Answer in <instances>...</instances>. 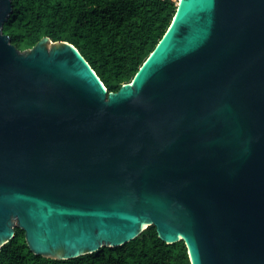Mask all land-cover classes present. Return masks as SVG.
I'll return each mask as SVG.
<instances>
[{"label":"water","instance_id":"obj_1","mask_svg":"<svg viewBox=\"0 0 264 264\" xmlns=\"http://www.w3.org/2000/svg\"><path fill=\"white\" fill-rule=\"evenodd\" d=\"M0 0V253L71 260L155 227L191 264H264V0H178L131 83L18 50Z\"/></svg>","mask_w":264,"mask_h":264},{"label":"trees","instance_id":"obj_2","mask_svg":"<svg viewBox=\"0 0 264 264\" xmlns=\"http://www.w3.org/2000/svg\"><path fill=\"white\" fill-rule=\"evenodd\" d=\"M3 32L20 51L43 38L75 46L108 92L131 83L155 50L178 9V0H12ZM0 264H191L184 242L166 244L155 227L118 248L71 260L34 255L25 232L2 247Z\"/></svg>","mask_w":264,"mask_h":264}]
</instances>
